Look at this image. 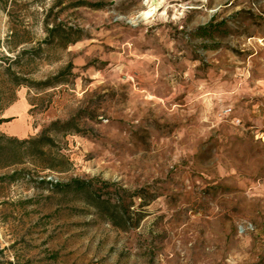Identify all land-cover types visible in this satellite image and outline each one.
<instances>
[{
  "label": "rangeland",
  "instance_id": "rangeland-1",
  "mask_svg": "<svg viewBox=\"0 0 264 264\" xmlns=\"http://www.w3.org/2000/svg\"><path fill=\"white\" fill-rule=\"evenodd\" d=\"M0 264H264V0H0Z\"/></svg>",
  "mask_w": 264,
  "mask_h": 264
},
{
  "label": "trees",
  "instance_id": "trees-1",
  "mask_svg": "<svg viewBox=\"0 0 264 264\" xmlns=\"http://www.w3.org/2000/svg\"><path fill=\"white\" fill-rule=\"evenodd\" d=\"M95 6H98L99 7L100 5H95ZM56 126H57V123H52L48 128H46L45 130H43L42 134L38 138L25 140V141H22L21 143L22 144L27 143V144H30V145L35 146L36 144H39L40 142H43L42 143L43 145H52L53 144V140L47 134L50 131H53L54 128H56ZM86 186H87L86 183H82V182L77 183V189H84Z\"/></svg>",
  "mask_w": 264,
  "mask_h": 264
}]
</instances>
